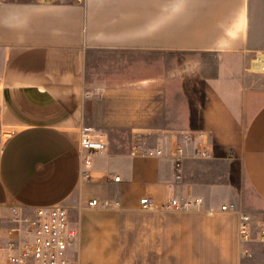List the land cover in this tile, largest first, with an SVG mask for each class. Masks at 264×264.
<instances>
[{"label": "crops", "instance_id": "obj_1", "mask_svg": "<svg viewBox=\"0 0 264 264\" xmlns=\"http://www.w3.org/2000/svg\"><path fill=\"white\" fill-rule=\"evenodd\" d=\"M112 52L132 63L89 68ZM83 125L107 132L88 167ZM123 130L154 132L164 155H131ZM185 132L211 157L189 147L178 179ZM146 196L203 207L149 210ZM228 203L264 214V0H0V264L11 209L55 204L80 230L77 264H242Z\"/></svg>", "mask_w": 264, "mask_h": 264}, {"label": "built area", "instance_id": "obj_2", "mask_svg": "<svg viewBox=\"0 0 264 264\" xmlns=\"http://www.w3.org/2000/svg\"><path fill=\"white\" fill-rule=\"evenodd\" d=\"M204 133L185 132L180 134L172 158L176 178L182 177L184 159L192 146L194 157L209 158L211 152L200 142ZM78 151L83 166L92 164V156L105 154L108 151V141L103 133L93 126L83 125L79 130ZM133 156L159 157L164 155L162 146L153 144L148 137L138 134L131 146ZM84 178H90L87 170L82 172ZM119 181V176H111ZM145 209L156 211L201 209L202 198L189 199L170 197L166 202L157 204L150 197L140 200ZM91 207H107L98 199L89 202ZM222 210L235 211L239 215L238 236L240 242V257L242 264H264V214L257 215L239 209L235 203L222 205ZM10 238L3 247L7 264H77L72 257V248L80 238V230L71 224L68 210L60 204L41 206L29 215L20 208L11 209Z\"/></svg>", "mask_w": 264, "mask_h": 264}, {"label": "rangeland", "instance_id": "obj_3", "mask_svg": "<svg viewBox=\"0 0 264 264\" xmlns=\"http://www.w3.org/2000/svg\"><path fill=\"white\" fill-rule=\"evenodd\" d=\"M182 59H183L185 68L187 67L186 66L187 64L189 65V67H191V65H193V69L195 72V58H193L191 55L185 54ZM99 60H102L104 63L103 68H101L100 66H97V68L94 67L96 65V63L99 64ZM132 60H133L132 56L129 53L128 54L113 53V52L111 54L105 53L102 57L96 58L95 56H93V58H90L89 59V68L92 69L93 72L98 71V74L103 69L102 74L108 75V74L112 73L113 70H116V68L118 69V67L114 66V65H119L118 64L119 62H121V64H125L127 62L130 64V63H132ZM138 72L142 74L143 70L141 69ZM94 73H96V72H94ZM97 131H99V130H97ZM99 132L107 135V132L106 133L103 131H99ZM128 133L131 134L132 143L138 134H142V135L148 137L149 140H151L152 142L155 141V134L152 131H146V130H137V131H131V132H127L124 130L123 131H111V134L113 136H115L117 141H120L121 139L126 138ZM131 146H132V144H131Z\"/></svg>", "mask_w": 264, "mask_h": 264}]
</instances>
